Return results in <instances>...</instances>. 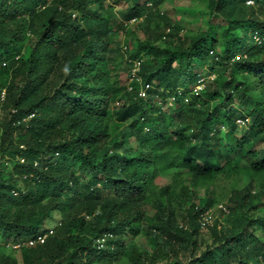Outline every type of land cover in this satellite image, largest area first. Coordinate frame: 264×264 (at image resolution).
Returning a JSON list of instances; mask_svg holds the SVG:
<instances>
[{"label": "trees", "instance_id": "1", "mask_svg": "<svg viewBox=\"0 0 264 264\" xmlns=\"http://www.w3.org/2000/svg\"><path fill=\"white\" fill-rule=\"evenodd\" d=\"M246 1L213 0L189 39L130 50V20L168 23L161 0H0V244H25L21 264H264V0ZM208 55L214 77L192 94ZM135 60L154 103L128 83ZM240 176L203 232L216 180ZM55 211L52 235L29 246ZM4 251L0 264H20Z\"/></svg>", "mask_w": 264, "mask_h": 264}, {"label": "rangeland", "instance_id": "2", "mask_svg": "<svg viewBox=\"0 0 264 264\" xmlns=\"http://www.w3.org/2000/svg\"><path fill=\"white\" fill-rule=\"evenodd\" d=\"M213 0H161V2L159 3V8L158 10L163 13L164 18L167 19L168 23L164 24L161 22H158L159 18L155 17L154 19L150 20L149 22L143 20L144 18H140V19H132L130 20L128 23L129 25H127L128 28L132 29L131 33L128 36V40L130 41V47L129 49H136V47L138 46V44L141 43H146V42H155L158 45H162L165 43L170 42V40L172 39H176L175 37L179 36L178 39L180 38H187L189 39L190 36H192L193 34L198 32V25L202 24L201 22V15L205 12L208 11L209 7L212 5ZM245 6L246 7H252L254 6V3L252 2V0H247L245 2ZM115 10H123L126 8V3H118L115 5ZM114 14L116 17H120L117 11H114ZM254 18H262V15L260 12L258 11H254V15L253 17H250V20H248L247 22L238 25V30L241 31V33H245L246 36H249L250 34H253L254 30L251 27L252 24V19ZM206 22L215 24L219 27H221L222 25H225V20L219 16V15H214L211 16V20H205ZM249 21H251L250 23H248ZM159 25V29L158 32H161L162 29H164V27H169V31L167 32L166 38H164V41L160 38L157 41H154V39L149 36V33L147 31V29L149 31L154 29V26ZM148 26V27H147ZM153 28V29H152ZM203 28V26H202ZM179 32V34H178ZM202 32V31H201ZM160 34V33H159ZM124 39L123 35L120 36V40L122 41ZM247 39V38H246ZM221 43L218 42L217 45H215V47H208L209 49V54L211 53H215L219 48H220ZM126 46H122L121 49L124 50L126 49ZM209 56V55H208ZM210 56L206 58V63L207 64H200V65H193V72L196 73L198 75V77H200V80L198 81V86H195L193 89H198V88H203L207 81L210 80L211 78H213V74L210 73L208 74L209 71V61H210ZM115 61V60H114ZM123 59H118L117 61H115L114 64L116 65H122L124 66L125 64L122 63ZM113 63V62H112ZM133 68V65H132ZM208 74V75H207ZM126 77V76H125ZM127 78V77H126ZM126 83H127V79H126ZM4 93V91H3ZM145 95L147 96V98H150V102L154 103V100L151 98L152 96L149 93H145ZM3 97L5 96L2 95ZM158 105H160L159 102H157ZM117 106V101L111 102V106H109L110 108L112 106ZM207 107V106H204ZM199 109H203L202 106L197 107ZM236 124V129H232L229 130L227 129L225 134H238L240 131L241 127H244L245 124L244 122L241 121H235ZM176 126V123L172 126V130H174ZM235 131V132H233ZM20 158V157H19ZM43 162H46L45 160H43ZM19 177V174L17 175ZM244 182L245 180H243L242 176L239 177V180H231V179H225L223 177H219L216 182H215V186H214V190L216 192V195H221V197L223 198V200L221 202H217L216 205L211 208V210L205 211L203 214L204 217V221H208L211 222V220L217 216V214H212L215 210H217L218 208L225 206V204L227 205V198L224 196H229L230 194V189H231V185L235 184V186L238 188H242V186H244ZM157 186L158 187H164L167 185L171 184V175L170 173H164V172H160L159 173V178L156 180ZM19 187L22 188L23 187V182L22 181H18ZM205 189L201 188L200 191H198L195 199H193L194 202L196 203H202L203 199L205 198ZM176 193L178 192V189L175 191ZM16 193V192H15ZM164 197V196H163ZM189 205V201L187 200L185 208ZM227 210V208H226ZM151 213V212H150ZM60 220V215L58 211L52 212L50 217L48 219H46L44 221V226L41 230H44L45 228H52L55 226L56 223H58V221ZM203 230V229H202ZM201 230V231H202ZM203 232H205V230H203ZM143 236L142 235H135V239L139 240V241H143ZM28 242V245L33 246L34 244H36L35 242L32 241H26ZM25 243V240L24 242ZM22 245L25 244H16V245H8V244H0L1 248H5L4 253L10 257L11 259L16 260L17 262H19L20 264L22 263L23 259H24V254H23V247ZM5 246V247H3ZM114 264H128V260H127V256L124 255L118 262L114 263Z\"/></svg>", "mask_w": 264, "mask_h": 264}, {"label": "clouds", "instance_id": "3", "mask_svg": "<svg viewBox=\"0 0 264 264\" xmlns=\"http://www.w3.org/2000/svg\"><path fill=\"white\" fill-rule=\"evenodd\" d=\"M137 60H135V61H133V62H136ZM132 65H133V63H132ZM137 77L139 78V82H136L135 80H132V81H130V78H129V80H128V83L129 82H132V84H134V82L136 83V84H138V86H139V92H138V97L139 98H145L146 97V95H145V93H147V91L150 89V88H152L150 85H148V84H143V82H142V79H140V77L137 75ZM213 78H211L210 80H212ZM200 80V79H199ZM198 80V81H199ZM198 81H197V83H198ZM195 84L193 87H191V88H189V90H191V93L192 94H198V92L202 89V88H198V89H193L195 86H198V84ZM129 89H131L132 90V87L131 88H129ZM3 91L4 90H1V92H0V97L3 99L4 97L2 96V95H4V93H5V91H4V93H3ZM183 92H185V90L184 89H182V88H180L178 91H177V95H181ZM142 93V94H141ZM174 96L171 98V100H169L168 101V103H167V106H171L172 104H173V100H174ZM186 100V99H185ZM238 122L239 121H241V120H237ZM24 161V158H21V159H19V162L20 163H22ZM37 162H35V164H36ZM47 163H44L43 164V166H45ZM14 195H16V193L14 192L13 193ZM221 208V207H220ZM214 219V218H213ZM212 224H213V221H212ZM212 226V225H211ZM53 228L54 227H52V228H45L44 230H45V232H42V231H40L37 235H36V238H35V240H32V242H35L36 244H40V243H38L37 242V237L38 236H46V238L48 237V236H50V235H52V233H53ZM49 232H51V233H49ZM202 232V231H201ZM46 238H45V240H46ZM44 240V241H45ZM44 243V242H43ZM42 243V244H43Z\"/></svg>", "mask_w": 264, "mask_h": 264}, {"label": "built area", "instance_id": "4", "mask_svg": "<svg viewBox=\"0 0 264 264\" xmlns=\"http://www.w3.org/2000/svg\"><path fill=\"white\" fill-rule=\"evenodd\" d=\"M139 64L140 63L138 61L133 62V68L131 69V73H129L130 81L135 80L136 82H139V78L137 77V72L139 70ZM202 221H203V223H202V225H200V229L204 228L205 225L211 226L213 219L211 220V222H208V221H204V218H203ZM49 233H51V232H49ZM45 238H46V236H44V235L43 236H38L37 237V242L42 244L44 242ZM105 239H106V237L104 236V237H101L96 242L97 243L103 242Z\"/></svg>", "mask_w": 264, "mask_h": 264}]
</instances>
